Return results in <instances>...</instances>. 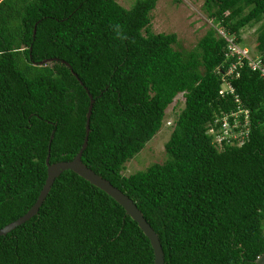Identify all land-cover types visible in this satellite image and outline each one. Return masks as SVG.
<instances>
[{
  "label": "trees",
  "instance_id": "16d2710c",
  "mask_svg": "<svg viewBox=\"0 0 264 264\" xmlns=\"http://www.w3.org/2000/svg\"><path fill=\"white\" fill-rule=\"evenodd\" d=\"M155 4L0 0V228L34 203L47 147L50 163L80 148L86 88L81 161L134 201L164 264H252L264 251V81L245 60L237 76L222 75L234 57L218 30L242 46L241 30L259 22L264 58V0H203L212 25L189 49L174 32L150 30ZM225 80L232 91L220 93ZM178 94L167 158L124 174ZM223 117L238 135L217 140L209 129ZM152 262L123 207L69 169L34 215L0 235V264Z\"/></svg>",
  "mask_w": 264,
  "mask_h": 264
},
{
  "label": "rangeland",
  "instance_id": "374dc122",
  "mask_svg": "<svg viewBox=\"0 0 264 264\" xmlns=\"http://www.w3.org/2000/svg\"><path fill=\"white\" fill-rule=\"evenodd\" d=\"M125 8H130L135 0H116ZM203 0H156L151 11L150 30L152 32H174L178 44L187 49L192 48L198 38L212 25L202 9ZM259 22L246 25L241 30V45L248 53L255 55V36ZM183 105V99L178 94L165 110L160 129L144 144V147L124 163V174L144 170L154 162L167 158L164 143L171 131V123L175 114Z\"/></svg>",
  "mask_w": 264,
  "mask_h": 264
},
{
  "label": "water",
  "instance_id": "95a60500",
  "mask_svg": "<svg viewBox=\"0 0 264 264\" xmlns=\"http://www.w3.org/2000/svg\"><path fill=\"white\" fill-rule=\"evenodd\" d=\"M33 33H34V29H33ZM52 60H57V58L55 57L44 58L38 61L37 63L41 65ZM61 62L69 67V64L66 61L61 60ZM73 74L76 76L75 73ZM85 90L89 97V104L87 106V110L85 113L84 136L80 148L70 160H60L50 163L49 147H47V154L44 159V163L46 166V176L34 203L21 216L17 217L15 220L2 226L0 228V235H4L18 224L22 223L23 221L27 220L29 217L34 215L37 212L39 206L41 205L43 199L45 198L48 190L50 189V186L54 178L57 177L63 170L69 169L74 173H76L77 175H79L80 177H82L83 179H85L86 181H88L90 184L104 191L106 194L112 197L118 204H120L123 207L125 213L132 220L136 222L137 226L147 237L153 253L152 264H164L163 251L161 248L158 235L149 225V223L146 221V219L144 218L143 214L138 209L134 201L124 192H122L120 189L112 185L107 179L94 172L91 168L86 166L81 161V153L87 144V137L89 133V116L91 113V107L93 103L92 95L88 92L86 88ZM51 138H52V133L50 134L49 141L51 140ZM252 264H264V251L260 253L258 256H256Z\"/></svg>",
  "mask_w": 264,
  "mask_h": 264
},
{
  "label": "built area",
  "instance_id": "2783aa9c",
  "mask_svg": "<svg viewBox=\"0 0 264 264\" xmlns=\"http://www.w3.org/2000/svg\"><path fill=\"white\" fill-rule=\"evenodd\" d=\"M222 36L226 39L227 42V50H226V57H234V60L231 61L225 71L223 72V76H237L238 70L237 68L242 65L243 60L246 61V64L252 69L256 70L259 73V76L262 77L264 81V58L260 56V54L251 55L248 53V50L246 47L240 46L236 41L233 35H227L221 30H218ZM225 89H228L230 92L232 91L231 85L225 80L224 87L220 90V93H222ZM236 97V101H237ZM245 113H247L246 110H244ZM221 128L214 129L213 127L210 128V131H215V138L217 140H220L223 137L226 136H236L238 133L235 131L229 130L227 128L228 124L226 123L225 117L221 120Z\"/></svg>",
  "mask_w": 264,
  "mask_h": 264
},
{
  "label": "clouds",
  "instance_id": "9594fccd",
  "mask_svg": "<svg viewBox=\"0 0 264 264\" xmlns=\"http://www.w3.org/2000/svg\"><path fill=\"white\" fill-rule=\"evenodd\" d=\"M257 54V53H256Z\"/></svg>",
  "mask_w": 264,
  "mask_h": 264
}]
</instances>
